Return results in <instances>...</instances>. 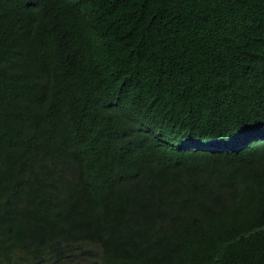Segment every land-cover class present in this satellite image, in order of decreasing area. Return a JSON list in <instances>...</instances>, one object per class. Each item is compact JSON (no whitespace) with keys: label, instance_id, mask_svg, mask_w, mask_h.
<instances>
[{"label":"trees","instance_id":"1","mask_svg":"<svg viewBox=\"0 0 264 264\" xmlns=\"http://www.w3.org/2000/svg\"><path fill=\"white\" fill-rule=\"evenodd\" d=\"M0 264H264V0H0Z\"/></svg>","mask_w":264,"mask_h":264}]
</instances>
